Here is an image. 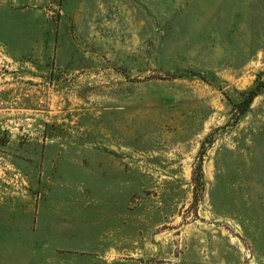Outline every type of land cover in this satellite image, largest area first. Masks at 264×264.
Masks as SVG:
<instances>
[{"label":"rangeland","instance_id":"obj_1","mask_svg":"<svg viewBox=\"0 0 264 264\" xmlns=\"http://www.w3.org/2000/svg\"><path fill=\"white\" fill-rule=\"evenodd\" d=\"M0 264H264V0H0Z\"/></svg>","mask_w":264,"mask_h":264},{"label":"trees","instance_id":"obj_2","mask_svg":"<svg viewBox=\"0 0 264 264\" xmlns=\"http://www.w3.org/2000/svg\"><path fill=\"white\" fill-rule=\"evenodd\" d=\"M257 94V91H251L249 92V96H248V102H250Z\"/></svg>","mask_w":264,"mask_h":264},{"label":"water","instance_id":"obj_3","mask_svg":"<svg viewBox=\"0 0 264 264\" xmlns=\"http://www.w3.org/2000/svg\"><path fill=\"white\" fill-rule=\"evenodd\" d=\"M17 135L16 134H13L12 137L15 138Z\"/></svg>","mask_w":264,"mask_h":264}]
</instances>
